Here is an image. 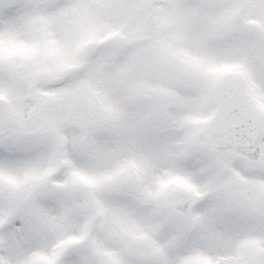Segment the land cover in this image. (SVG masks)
<instances>
[{"label": "snow or ice", "instance_id": "6c2138e0", "mask_svg": "<svg viewBox=\"0 0 264 264\" xmlns=\"http://www.w3.org/2000/svg\"><path fill=\"white\" fill-rule=\"evenodd\" d=\"M0 264H264V0H0Z\"/></svg>", "mask_w": 264, "mask_h": 264}]
</instances>
